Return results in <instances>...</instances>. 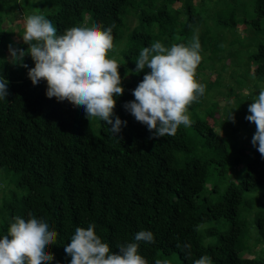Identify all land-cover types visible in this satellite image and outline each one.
<instances>
[{
    "label": "trees",
    "instance_id": "16d2710c",
    "mask_svg": "<svg viewBox=\"0 0 264 264\" xmlns=\"http://www.w3.org/2000/svg\"><path fill=\"white\" fill-rule=\"evenodd\" d=\"M23 1L38 7V14L52 22L58 35L74 26L107 29L114 25L115 46L122 38L124 16L135 0ZM169 1L180 0H162L158 6L155 0H140L139 4L156 6V10L139 14L142 29L131 31L128 43L132 45L127 43L123 53L128 64L154 41L168 43L179 35L181 39L173 43L188 45L195 35L193 28L208 17L186 13L178 21L168 8ZM17 2L0 0V79L9 82L8 96L0 99V169L16 176L20 191L2 199L0 236L6 235L14 217L27 220L31 214L58 233L56 244L50 247L55 259L46 264H70L65 246L77 227L89 224H95L97 235L113 252L119 251L117 244L137 243L138 254L148 264H155L156 259H167L170 264L173 258L179 264H194L204 255L212 264H264V157L252 142L248 150L240 146L244 133L252 137L256 132L255 124L246 119L250 113H244V107L227 109L225 115H234L240 127L230 124L226 128V119L208 123L200 112L205 100L201 97L188 107L191 127L181 125L175 136L151 139L147 126L124 108L126 102L135 100L133 90L139 82L127 79L121 62L125 92L115 97L113 120L119 116L127 124L115 136L106 122L89 121L83 107L48 98L46 81L34 86L28 71L35 63L29 55L23 61L27 68L13 58L5 59L4 50L10 45L28 47L13 44L4 28L7 13L2 5L16 8ZM239 2L240 8L226 2L216 12L221 27H234L240 9L247 11L248 5ZM252 2L255 8L250 16L261 20L254 31L264 37V0ZM257 6L263 9L257 11ZM198 37L215 56L220 47L226 49L221 38L208 31ZM255 48L246 55L247 63L255 65L250 76L264 83V41H258ZM203 62L202 57L197 69ZM244 82L237 80L239 86ZM238 165L241 168L235 170ZM213 221L222 229L202 227ZM142 230L151 231L155 243L136 241L135 235ZM186 245H190V257Z\"/></svg>",
    "mask_w": 264,
    "mask_h": 264
},
{
    "label": "clouds",
    "instance_id": "9594fccd",
    "mask_svg": "<svg viewBox=\"0 0 264 264\" xmlns=\"http://www.w3.org/2000/svg\"><path fill=\"white\" fill-rule=\"evenodd\" d=\"M113 26H74L61 35L52 22L42 14L28 15L22 35L27 49L9 46L11 58L27 68L24 57L30 55L35 66L28 76L33 85L42 80L47 82L46 96L55 97L58 102L83 107L86 118H98L111 125L115 136L127 124L119 116L113 120L116 107L115 97L123 96L120 65L110 58L115 51ZM176 40L181 37L177 35ZM202 61L201 44L198 36H193L188 45L173 43L166 47L154 41L144 47L135 59V72L146 69L143 80L133 90L135 100L126 102L124 108L152 133L151 139L175 136L181 125L191 127L192 120L188 107L205 95L206 86L197 82L196 71ZM8 81L0 79V99L8 96ZM250 115L246 119L256 126L252 144L264 157V89L249 105ZM235 122L234 115L230 119ZM7 234L0 238V264H46L55 259L50 247L56 244L58 233L50 230L49 224L35 216L25 220L13 218ZM199 231V226L196 228ZM136 241L155 243L151 231L142 230L135 235ZM65 246L71 257L70 264H148L138 254L137 243L117 244L118 252H113L108 243L102 241L95 231V224L87 228L77 227ZM181 247V245H177ZM187 256H191L190 245ZM155 264H169L167 259H156ZM194 264H212L207 255L195 260Z\"/></svg>",
    "mask_w": 264,
    "mask_h": 264
},
{
    "label": "rangeland",
    "instance_id": "374dc122",
    "mask_svg": "<svg viewBox=\"0 0 264 264\" xmlns=\"http://www.w3.org/2000/svg\"><path fill=\"white\" fill-rule=\"evenodd\" d=\"M239 1H244L248 5L247 11L245 10V7L240 9L244 15H242L240 12L241 16L239 17V20L237 19V23L234 27H221L216 21V12L224 8L227 4L226 2H229L230 5L240 8ZM161 2L162 0H155L157 6L161 4ZM139 3L140 0H135L134 6L129 7L128 13L124 16L125 25L123 28H121L122 38L115 45L116 50L110 51L109 53L110 58H115L118 63H124V66L127 69V79L134 83H140L143 80L146 72L150 70L146 69L145 71L137 74L134 71L136 68L135 61L129 64L125 61L123 53L127 50L128 44L129 46L132 45V42L128 43V36L135 27H138L139 30L142 29L138 26V16L141 12L144 11L148 14L153 13L156 10V6L152 7ZM167 5L178 21L184 20L186 13L197 14L200 12L203 17L208 16L203 21H201L199 25H196L193 28L195 36H200L201 34L204 35V32L208 31L209 34L219 37L221 38V41H223V45L226 49L222 51L223 47H220L219 50L215 52L216 56L222 57L221 61H219V59L213 55L208 44H205L204 42L201 45V56L203 57L204 62L202 65L203 67L197 69L198 71H196V80L197 82L205 85L206 90L205 95L203 96L205 97V100L200 106V112L204 113L202 116L208 123L214 122L215 120L220 121L226 119L228 121L225 124L226 128H229L230 124L234 125L232 127H235V125L240 127L238 122H233L230 120V117L225 115L227 109L244 107V113H249V105L253 103L256 98L255 97L252 99V96L249 97V94L254 93L258 96L260 90L264 89V83L252 81L250 74L255 65L250 62L247 63L246 56L247 53H252V51L256 49L255 44L258 41H264L263 35L254 31V29L259 28L261 20H259L257 17L250 16V13L255 8L252 0H180L169 1ZM2 8L7 13L6 20L4 22V28H6V30L11 34V42L15 45H21L23 43L22 35L24 32L25 19L28 15L38 14V7H29V4L26 1L18 0L16 8L9 5H2ZM201 9L203 11H201ZM262 9V7L257 6V11H261ZM175 37L176 35L172 36L171 39H168V43H162H164L166 47H170L173 42L177 41ZM164 39H166V36L163 38V40ZM4 54L6 60L11 59L10 50H4ZM261 59L259 58L257 62L259 63ZM233 61L236 62L233 63ZM246 67L248 68L247 74L245 72ZM242 78L245 80V85L239 86L237 84V80L240 81ZM237 116H239V114H237ZM215 128L218 132L222 133V128L220 126H215ZM240 131L241 130L239 128V134ZM241 137V145H239H243V147L248 150L253 136H247L244 133V135ZM240 168L241 165H238L235 170H239ZM235 170L231 172L232 176L234 177ZM212 181L213 180L210 179V183ZM16 183L17 178L14 174L0 169V205L2 204V199L8 195H11L12 192L17 191L18 194L20 193L16 187ZM203 226L208 228L218 227L222 229L219 222L214 221L207 222L203 224L202 227ZM248 230L255 231V228L249 227ZM0 238H2V236H0ZM253 249H259V246ZM249 255L250 254H247V256ZM170 264H179V261L177 262V259L175 260V258H173L170 260Z\"/></svg>",
    "mask_w": 264,
    "mask_h": 264
}]
</instances>
